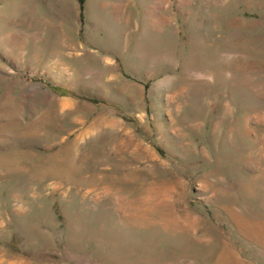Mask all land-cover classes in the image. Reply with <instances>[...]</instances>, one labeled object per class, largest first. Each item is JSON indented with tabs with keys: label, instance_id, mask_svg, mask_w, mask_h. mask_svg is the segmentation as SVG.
Segmentation results:
<instances>
[{
	"label": "rangeland",
	"instance_id": "rangeland-1",
	"mask_svg": "<svg viewBox=\"0 0 264 264\" xmlns=\"http://www.w3.org/2000/svg\"><path fill=\"white\" fill-rule=\"evenodd\" d=\"M0 264H264V0H0Z\"/></svg>",
	"mask_w": 264,
	"mask_h": 264
}]
</instances>
